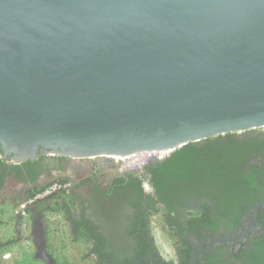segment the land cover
<instances>
[{"label":"water","instance_id":"1","mask_svg":"<svg viewBox=\"0 0 264 264\" xmlns=\"http://www.w3.org/2000/svg\"><path fill=\"white\" fill-rule=\"evenodd\" d=\"M263 127L264 0H0V147L15 163L164 157ZM33 228L34 257L57 264Z\"/></svg>","mask_w":264,"mask_h":264},{"label":"flooded vegetation","instance_id":"2","mask_svg":"<svg viewBox=\"0 0 264 264\" xmlns=\"http://www.w3.org/2000/svg\"><path fill=\"white\" fill-rule=\"evenodd\" d=\"M218 137L227 146L217 159L223 163L211 173L195 174L194 180L179 174L170 180L166 175L157 179L169 154L152 157L134 170H124L111 159L97 160L103 164L97 166L96 177H91L94 166L85 174L90 181L79 196L77 214L86 235L93 237L90 248L98 254L96 264H249L250 260L255 264L256 258L264 260V245L258 247L264 242V204L252 209L264 201V128ZM12 157L0 147V216L11 210L16 217L15 210L29 190L63 176L65 167L76 164L72 159L48 157L39 149L28 160L33 170L23 171L18 179L13 168L22 163L13 162ZM89 161L77 162L91 166ZM81 168L88 172L85 164ZM246 231L240 240L215 242Z\"/></svg>","mask_w":264,"mask_h":264},{"label":"trees","instance_id":"3","mask_svg":"<svg viewBox=\"0 0 264 264\" xmlns=\"http://www.w3.org/2000/svg\"><path fill=\"white\" fill-rule=\"evenodd\" d=\"M206 142L207 143L202 147L199 146L200 143H188V144L183 145L180 148L172 151L163 161L162 166L160 168V173H159L157 179H159V178L162 179L163 175H166L169 177L167 180H170L179 174V176L181 175L183 178L189 177L190 179L194 180L193 177L195 176V174L199 173L201 175V173H211L213 171L212 168L214 169V166L216 167V166H219L220 163L221 164L223 163V159H222V162H221V159L220 160H217V159L220 158L222 156V154H224L227 146H225V148L223 147L224 145L222 143H220V142H222L221 137H218V136L208 138L206 140ZM56 158L59 160L63 159L62 157H56ZM13 170L16 174V178L20 179V178H22L21 175L23 174V171L29 170V172H31L33 169L31 167L30 161H28L26 163L16 165L13 168ZM129 178L131 179L133 177H129ZM163 179H165V178L163 177ZM197 179H199V178H197ZM29 180L33 181V178H30ZM133 180L137 181L136 179H133ZM55 181H60V182L64 181L65 182V181H69V180L59 178V179L54 180L53 182H55ZM86 181H90V180H86ZM48 184L35 186L31 190H29V192L26 194L25 197L31 195L32 193L38 191L39 189L43 188L44 186H46ZM63 196H64V194H61L59 196L55 195L54 197H51V198L47 199L46 201L37 203L35 205V207L41 206L45 203H48L52 200H56L58 198L60 199ZM68 196H70L69 197V198H71L70 202L74 206L76 203V199H74L71 192L69 193ZM54 203L55 204L57 203V204L55 207L54 206L51 207L52 210L54 211L56 208L58 210H60V208L57 206L58 201H55ZM65 209L66 208H64V210ZM79 211H75V212H77V214H78ZM81 225L82 224L77 222V220L75 221V225L72 227V229L70 231V238L72 240H75V241H81L83 243H90L92 245L91 242L93 241V237L87 236L84 228ZM99 240L100 239H98L96 241L98 242ZM96 241H94V242L96 243ZM261 245H264V242L258 243L259 248L261 247ZM89 252H90V255H92V256H98L97 252L94 251V249L90 248ZM25 260H34V259L33 258L31 259L30 257H26ZM37 261L43 262L40 259H37ZM255 261H256L255 264H264V260H261L259 258H256ZM253 262H254V260H250L249 264H253ZM19 264H22V262H19Z\"/></svg>","mask_w":264,"mask_h":264},{"label":"crops","instance_id":"4","mask_svg":"<svg viewBox=\"0 0 264 264\" xmlns=\"http://www.w3.org/2000/svg\"><path fill=\"white\" fill-rule=\"evenodd\" d=\"M85 162H88V161H85ZM89 162H92V165L90 167L92 169L94 166L95 171L97 169V166H99V164H101L100 161H97V160L89 161ZM74 163H76V164H74L75 166H80V168L82 165H84V163H82V162H74ZM79 164H81V165H79ZM88 165H90V163H88ZM83 169L84 168H81L82 172L78 171L79 174H81V173L82 174L76 176V174H73L74 172L70 171V169L68 167H65V169H64L65 172L63 173V176H60V177L57 176L54 179V180H56V179L62 178V179L69 180L70 182L73 183L74 189H73L71 194L73 195L74 199H76L75 205L73 206L71 204V202H70L71 198H69L70 196H63L60 199L58 198L56 200H52L48 203H45L41 206L34 207L30 210L31 218H33V225L38 224L39 227L42 228L41 222H42L43 218H42L41 213H43V211H44V215H45L44 220H46V218H47L46 216H47L48 212L50 214H52V216H55V214L59 211L58 213L62 217L61 222L66 224L67 228H69V230L71 231L72 227L70 226V223H72L73 226L75 225L74 222L77 220V212H75V211H79L80 206H81V201L79 199V196L86 190V186H87V184H89V181H86V180H89V178H86V176H85L86 173L83 171ZM95 171H94V173H95ZM89 172H91V171H89ZM55 201H58L57 206L60 208V210H58L56 208L58 211L56 209L53 211L51 208L53 206L54 207L56 206L57 203L55 204L54 203ZM64 208H66V209L64 210ZM10 211L11 210L4 211V214L2 216H0V254H4V253H9V255L10 254H16L17 251L21 250V248L28 247L26 245V242L23 239V236H22V234L24 235V232H25L24 228L21 227V230H19V233H16V228H15L16 217L13 215V213L11 214ZM57 220L58 219L56 217H54L52 219L53 225H55V226L52 229H50L48 227V229L46 230V234H45L46 235L45 246H47L48 249L52 248L53 251L60 250L61 247H62V249H64L65 246L69 245L65 239L66 235L61 233V231L57 230L59 228L58 227L59 224H58ZM44 231H45V229H44ZM70 231H69V233H70ZM20 235H21V238H20ZM45 235H44V239H45ZM32 240H31V243H32L33 247L35 248ZM71 241L73 244H79V246L84 244L81 241H75L72 239H71ZM22 258H24V257H22ZM21 259H20V261L15 260V262H17V263L21 262Z\"/></svg>","mask_w":264,"mask_h":264},{"label":"rangeland","instance_id":"5","mask_svg":"<svg viewBox=\"0 0 264 264\" xmlns=\"http://www.w3.org/2000/svg\"><path fill=\"white\" fill-rule=\"evenodd\" d=\"M90 161H95V160H90ZM100 163L103 164V162H101V161H100ZM115 163L118 164L119 166L121 164L120 161H115ZM84 164L88 167V172H85V171L84 172L89 173L90 168H91L90 165H88L86 163H84ZM104 165L107 166L108 163H106V164L104 163ZM70 166L71 167L69 169H70V171L74 172L73 174H76V176L82 174V173L81 174L78 173V171H81L80 166H75V165H70ZM110 166H112V164L109 163L108 167H110ZM108 167H107V169H110ZM104 172L107 173V170H104ZM86 175H89V174H86ZM96 176H97V172L91 173V177H96ZM107 177L108 176L105 177V180H107ZM54 179L55 178L47 179L45 181L46 183L40 184V185H45V184L51 183L54 181ZM10 213L12 214V211H10ZM41 214H42V218L44 220V218H45L44 211ZM46 217H47L46 220H44V221L42 220V222H41V227L43 229H45V234H46V230L48 229V227L50 229H52L55 226V225H53L52 219L54 217H56L58 219L57 222L59 224L58 225L59 228L57 230L61 231V233L66 235L65 239H66L67 243L69 244L68 246H65L64 249H62V247H61L60 250H55V251H53L52 248L48 249V247L45 246L46 251L48 252V254H50L53 257V259L55 260V262L57 264H96L94 256L90 255V252H89L90 243H84L80 246H79V244H73L71 241V238H70V233H69L70 230H69V228H67L66 224L61 222L62 217L60 216V214L58 212L55 214V216H52V214H50L48 212ZM21 227L24 228L25 232H24V235L22 234V236H23V239L26 242V245L28 247L21 248L20 251L16 252V254H10V255H9V253L0 254V264H17V262H15V260L20 261V259L22 257H24L21 259L22 264H44L43 262L37 261V259L34 257L36 249L33 247L32 243H31V240H32L31 235L34 232L33 218H31V214L28 216L27 219L21 220L19 230H21ZM20 238H21V235H20ZM161 238H162V236L160 237V239ZM45 240H46V235H45ZM163 242H164V239H163ZM26 257H30L31 259L33 258L34 260H25ZM18 264H19V262H18Z\"/></svg>","mask_w":264,"mask_h":264},{"label":"built area","instance_id":"6","mask_svg":"<svg viewBox=\"0 0 264 264\" xmlns=\"http://www.w3.org/2000/svg\"><path fill=\"white\" fill-rule=\"evenodd\" d=\"M264 128V127H263ZM162 156L161 152H142L131 156L111 158L114 161H120V167L124 170L141 169L152 157ZM72 183L70 181H55L51 182L38 191L25 197L17 206L15 213L25 220L29 216V209L37 203L46 201L47 199L64 194L68 196L71 192ZM61 193V194H60Z\"/></svg>","mask_w":264,"mask_h":264}]
</instances>
